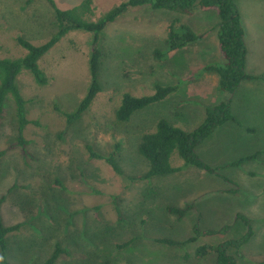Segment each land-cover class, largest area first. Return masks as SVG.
Returning a JSON list of instances; mask_svg holds the SVG:
<instances>
[{
    "label": "rangeland",
    "instance_id": "obj_1",
    "mask_svg": "<svg viewBox=\"0 0 264 264\" xmlns=\"http://www.w3.org/2000/svg\"><path fill=\"white\" fill-rule=\"evenodd\" d=\"M54 1L68 9L81 0ZM122 1L92 0L91 18ZM235 2L245 29V68L258 79L239 86L231 97V113L240 123L225 122L196 147L215 173L188 165L144 179L148 162L137 150L141 136L153 131L159 118L190 131L202 122L205 107L229 97L218 89L215 73L203 71L209 63L222 62L214 10L180 15L145 5L109 23L99 38L100 90L73 122L63 113L74 109L89 85L91 33L72 30L42 55L38 64L48 78L45 84L26 70L19 73L17 86L33 121L24 128L25 145L17 143L12 100L5 102L0 117V211L6 226L23 223L6 238L9 263L43 264L58 243L65 252L55 264H215L213 253L196 257V246L241 237L248 227L244 217L252 236L229 252L236 264L264 259V0ZM175 19L201 37L156 59L153 51L165 50ZM55 29L46 0H0V57L23 56L18 36L41 44ZM155 84L177 88L128 120L116 119L124 93L152 94ZM250 127L253 132L246 129ZM87 145L105 156L117 149L120 173L104 159L91 157ZM257 151L256 158L231 165ZM171 164L183 165L176 151ZM187 204L194 207L182 217L166 211L168 205ZM196 223L200 230L229 228L182 245L157 241L182 243L194 236ZM127 241L128 246H116Z\"/></svg>",
    "mask_w": 264,
    "mask_h": 264
},
{
    "label": "trees",
    "instance_id": "obj_2",
    "mask_svg": "<svg viewBox=\"0 0 264 264\" xmlns=\"http://www.w3.org/2000/svg\"><path fill=\"white\" fill-rule=\"evenodd\" d=\"M54 12L56 29L54 33L43 43L34 44L22 36L17 37L18 44L25 50L23 56L18 58L0 57V117L4 109L5 102L10 99L14 103V111L17 120V143L25 145L24 128L27 124L33 123L27 117L26 101L17 86V76L26 70L39 84L47 82V76L40 68L38 61L48 52L64 35L72 30H81L92 34L91 48L88 59L90 82L86 93L72 111L64 112L67 122L77 120L89 107L91 101L100 90L98 74L100 68V58L102 50L100 46V35L109 23L114 22L127 10L134 7L148 5L152 9H165L180 15H191L196 10H214L218 16L216 24V39L218 50L222 58L221 63H209L203 67V71L214 72L217 76V86L221 92L227 93L229 97L221 100L217 104L205 107V116L202 122L190 131H186L170 123L166 118H159L153 131L146 132L141 136L137 150L148 162V170L144 174V179H149L159 175L173 174L180 171L184 166H195L208 172L215 173L216 168L209 166L200 158L196 147L202 143L216 127L227 121L240 123L231 113V95L244 80L252 79L255 76L246 71L247 45L245 39V29L241 21V14L235 0H125L113 6L96 19H92V0H81L77 5L68 8H59L54 0H46ZM201 34H197L189 25L181 23L179 19L173 20L168 27L165 41V50L155 48L153 55L156 59H163L169 53L183 49L189 44L198 41ZM174 85L155 84L154 92L148 95L135 96L128 92L124 93L121 102L115 111L118 121L128 120L132 114L148 105L161 101L171 92L176 90ZM253 132L254 128H246ZM116 149V148H115ZM89 155L94 158L104 159L111 165L114 171L120 173V168L115 160L116 150L110 151L107 156L97 153L90 145H87ZM176 151L183 165L173 166L171 156ZM257 151L245 155L231 163H240L252 160L260 154ZM3 196L0 197V207ZM193 204L185 207L168 205L166 211L182 217L193 208ZM248 225L244 235L238 238H226L216 244L204 243L195 248V255L204 258L210 253L215 255V264H236L234 256L229 252L233 248L239 250L242 245L248 242L252 236L249 220L244 217ZM23 226L22 222L6 226L3 223L0 211V264H11L6 258L7 236L15 233ZM229 226H224L219 230H200L196 223L193 232L194 236L180 243L173 239L158 238V242L168 245H182L195 241L201 235L224 234ZM131 241L116 244L117 247L128 246ZM65 250L57 243L50 256L43 264H55L59 256ZM264 264V259L259 261Z\"/></svg>",
    "mask_w": 264,
    "mask_h": 264
},
{
    "label": "crops",
    "instance_id": "obj_3",
    "mask_svg": "<svg viewBox=\"0 0 264 264\" xmlns=\"http://www.w3.org/2000/svg\"><path fill=\"white\" fill-rule=\"evenodd\" d=\"M247 73H248V72H247ZM249 74H251V75L254 76L253 73H249ZM215 76H216V75H215ZM254 79H258V78H257V77H254V78H252V79L244 80L243 82L240 83L239 86L241 87L242 85H245V83H247L248 81H254ZM216 82H217V76H216ZM262 83H263V82H262ZM239 86H238V87H239ZM238 87H237V89H238ZM237 89H236V90H237ZM236 90H235V91H236ZM234 93H235V92H234ZM234 93H233V94H234ZM233 94L231 95V97L233 96ZM235 123H236V122H235ZM202 143H203V142H202Z\"/></svg>",
    "mask_w": 264,
    "mask_h": 264
}]
</instances>
